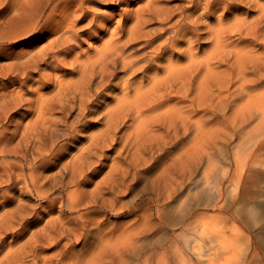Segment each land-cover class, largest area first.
I'll return each mask as SVG.
<instances>
[{
    "label": "bare ground",
    "instance_id": "bare-ground-1",
    "mask_svg": "<svg viewBox=\"0 0 264 264\" xmlns=\"http://www.w3.org/2000/svg\"><path fill=\"white\" fill-rule=\"evenodd\" d=\"M136 1L0 0V264H69L75 243L82 239L84 246L91 245L83 236L94 227L103 231L83 264H125L123 251L127 254L131 248L134 255L139 250L152 219L150 208L140 207L137 225L129 224L132 228L121 233L119 226L104 230L97 215L118 214L120 194L132 190L130 177L136 180L152 158L172 146L173 158L154 182L165 202L157 205L156 212L164 219L166 201H178L183 195L182 175L189 171L194 178L203 152L213 149L217 132L202 119H212L214 114L239 133V152L233 158L236 172L232 177L225 172L223 180L240 183L248 163L259 162L252 154L264 138V24L259 28L264 23V4L256 2L261 13L253 29L240 19L225 23L219 18L215 27L204 32L205 15L211 18L216 9L233 15L234 8L255 0H188L190 7L166 27L160 26L171 14L149 0L147 7L136 11L137 21L127 33L124 24L112 29L107 19L98 20L97 10L90 6L95 2L123 5V11L115 10L114 20L122 12L128 14L125 11ZM203 5L206 13L198 14ZM155 19L159 27L146 30ZM109 32L110 39L94 55L95 49H79L82 35L100 40L101 34ZM232 34L238 35L239 42H229ZM204 36L209 41L207 51H201ZM254 42L252 49L244 46ZM19 44L32 47L13 51ZM121 72L128 76L121 79ZM139 73L142 78L134 81ZM114 88L119 94L112 98L109 90ZM176 88V99L188 102L190 111L169 104L167 92ZM58 111L71 122L57 119ZM80 123L82 128L76 131ZM71 149L77 152L66 161ZM110 152L117 156L107 176L87 191L85 184ZM214 166L210 161L205 170L208 184ZM220 197L221 191L211 188L207 207H216ZM38 200L44 206L30 225L35 216L30 209L36 207L31 203ZM11 203L16 205L9 209ZM179 213L183 215V210ZM42 221L43 226L31 232ZM196 221L186 214L178 219L175 226L182 227L184 236L175 246L157 240L156 264H194L184 249L192 245L193 251L199 241ZM11 231L22 234L7 244L4 239ZM29 233L20 244L19 239ZM43 242L54 244L56 252L41 257Z\"/></svg>",
    "mask_w": 264,
    "mask_h": 264
},
{
    "label": "rangeland",
    "instance_id": "rangeland-1",
    "mask_svg": "<svg viewBox=\"0 0 264 264\" xmlns=\"http://www.w3.org/2000/svg\"><path fill=\"white\" fill-rule=\"evenodd\" d=\"M148 1L149 0H138L130 6L128 5L129 8L125 11V13L128 12V14L124 15V12H122L123 15L117 16L114 20L112 19V15H114L115 10L120 9V12L123 11L121 9L123 5L117 6L114 5L115 3L95 2L90 6L97 10L98 20L107 19L108 22H110L108 27L112 29L124 24L125 33H127L137 21V19H135L136 11L141 7H147ZM156 1L157 5H161L163 10H166L171 14L170 19L164 22L160 27H166L168 24L169 26L173 24L182 15V10L191 5L188 0ZM256 2L261 5L264 4V0H255V3L252 5L244 3L231 11L230 14L233 15H225L227 13L223 10L216 9L215 15L211 16V18L210 16H204L201 23V27L203 26L202 30L206 32L209 26L215 27L219 18L223 19L225 23L240 19L244 21L245 25H251V28L253 29L256 26V22L258 23L260 17L259 14L261 13L257 8ZM5 6H7L6 2L3 3L1 9ZM202 11H205L206 13L204 5L199 9L198 14ZM158 23L159 19L152 20L147 24L146 30H152L154 27L158 28ZM263 24L264 23L260 24L259 28H262ZM125 33L123 31L120 33L123 41L126 39ZM235 34H232L231 40L229 41L233 44L239 42L238 35ZM110 37V32L108 34H101L100 40L84 34L81 36L83 45L79 44V49H83L84 52L88 49H90V51L95 49L92 51V55H94L98 49L102 48L104 43L107 42ZM206 37L207 36H204V39H202L201 43L204 44L201 46V51H207L210 48L209 41H206L205 39ZM164 40L165 39L163 38L162 41ZM206 42L208 45H206ZM29 44L34 43L29 41ZM29 44H24L23 46L21 44L16 45L12 47V50H23L22 48L24 46L25 48L32 47L29 46ZM254 45L255 42L253 45H251V43L247 45L244 44V46H250V49L254 48ZM196 48L199 53L200 48ZM254 50L256 51L258 48ZM77 52H79V50ZM259 52L262 53L263 51L259 50ZM169 55L170 53L166 55V58ZM200 55L202 56V53L198 54V57ZM163 64L165 65V62ZM220 70L224 71L225 67ZM120 76L121 79H123L128 75L121 72ZM142 76L141 73L137 74L134 81H140ZM70 79H76V77H68V80ZM112 86L113 85L110 87ZM262 89H264V85ZM110 91H113L112 98L119 94V90L116 88L109 90V92ZM107 93L108 92H105V94ZM167 93L169 94L168 97L170 99L169 104L173 105L174 103H178L180 108L183 107L185 108V111H190L191 108L188 102L180 103L178 98L176 99L178 88L174 90L171 89ZM107 96H109V94ZM109 99L110 98H106V100ZM200 115L199 116L202 117L204 113H201ZM56 118L65 119L60 111L57 112ZM211 118L212 119L202 120L203 124L207 126L208 129L212 128L217 132V136L215 137L212 146L213 149L208 152H203L198 174L194 178L189 171L182 175L181 183L184 185L183 195L178 201L176 200L173 202L174 199L166 201L167 206H164L165 210L163 213L164 219L161 218L162 215L158 216L156 212L157 205H163L165 202H162V196L158 195V183L154 186V182L158 179V176L162 173L163 169L171 162L173 158L171 155L174 151V149L171 150L172 146L163 148V151L160 152L159 156H155L154 159L152 158L151 163L142 168L140 171L142 174H139L136 180H133L130 177V180L134 182L132 184V190L126 192V189H124L120 194L121 198L118 202V207L121 208V211L118 214L109 211L103 213L101 216L97 215L98 221L105 228L104 230L113 229L115 226H119V233H121L132 228L128 226L129 224L132 225L134 223V225H137L136 221L138 220V210L140 207H144L145 210L150 208L152 219L148 221L149 225L146 229L145 235H143V238L140 241L139 250H137V253L134 255L131 248L127 250V254L126 250L123 251L126 255L124 259L125 264L126 260L128 264H156L157 254H159L160 251L155 245L157 240H166L168 242L167 246H175V244L181 242V238L184 236L183 230L182 227L175 226V223L185 214L187 215L188 220L189 218L194 222L197 220L196 224L199 226L198 229H200L199 241L193 246L195 249L192 251V245L184 249V254L188 255L187 257L190 259H193L195 261L194 264H210L209 262L211 260L214 264H264V138L262 139L260 148L257 149L255 146L253 148L255 151L252 154V158L256 156L259 162L256 164L248 163L246 170L243 172V178L240 183H230L227 179L223 180L225 177L227 178V176L223 175L225 172H229L232 177L236 172L237 168L233 158L235 153L239 152V133L236 131L237 128H235L236 130L233 129L234 126L230 125L228 127L220 114H214ZM65 120L71 122L72 119ZM90 120L96 122L98 119ZM258 121L259 120L257 119L251 126H254ZM81 128L80 123L75 130L79 131ZM89 132L90 131L84 132L83 135H87ZM75 135L76 134H73L74 137ZM84 143L85 141H82L80 145ZM69 144H72V142L69 141ZM247 146L248 144L246 143V148ZM248 151L249 150H247V156L250 154V151ZM76 152V149H71L65 160H69L74 154H76ZM116 156L117 154L115 152L106 153V155H104L98 171L94 172L91 175L90 180L85 184L87 191L93 190L95 185L107 176L113 158ZM106 157L108 159H105ZM157 157H159L158 162L156 160ZM210 161H213L215 166L213 167L212 175L208 184L205 180L208 171L206 172L205 170L208 168ZM211 188L221 191L222 197L217 199L216 207L209 208L206 203ZM15 205L16 203H11L9 209ZM31 205L36 207L30 209V211L35 214V216L30 219V225L33 220H35L37 214L42 212L44 203L38 200L32 202ZM180 209L183 210V215L181 214V216L179 213ZM84 210L85 208L83 207L79 211L83 212ZM46 219L48 220L49 217L47 216ZM44 223L45 221H42L37 227L32 226L35 228H32L31 232L40 229ZM135 230L137 232L136 228ZM100 231L94 227L91 233L84 232L83 237H85L87 242L91 245L84 246L82 239L78 243H75L73 246V253L71 254L73 256L71 257V262L69 264L84 263L90 253L95 250L98 237H100ZM14 233L15 231H11L5 237L4 242L9 244L18 241L19 235L22 234V231ZM30 233L24 239H19L20 244L24 243L29 238ZM181 246L183 245L181 244ZM55 249L56 246L54 244L43 242L39 254L42 255L41 257L51 256L56 252ZM7 250L8 248L6 251ZM195 252L198 254V258L195 256Z\"/></svg>",
    "mask_w": 264,
    "mask_h": 264
}]
</instances>
